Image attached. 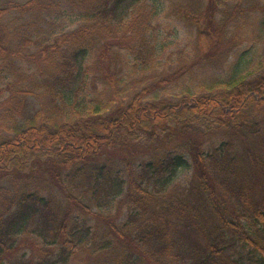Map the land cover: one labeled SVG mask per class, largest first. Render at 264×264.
Masks as SVG:
<instances>
[{
    "label": "trees",
    "instance_id": "obj_1",
    "mask_svg": "<svg viewBox=\"0 0 264 264\" xmlns=\"http://www.w3.org/2000/svg\"><path fill=\"white\" fill-rule=\"evenodd\" d=\"M222 1L163 76L157 3L0 0V108L37 101L0 130V264H264V18Z\"/></svg>",
    "mask_w": 264,
    "mask_h": 264
},
{
    "label": "rangeland",
    "instance_id": "obj_2",
    "mask_svg": "<svg viewBox=\"0 0 264 264\" xmlns=\"http://www.w3.org/2000/svg\"><path fill=\"white\" fill-rule=\"evenodd\" d=\"M221 1V0H217ZM148 2L157 3L154 5L157 7L158 12L153 19L152 28L157 32V42L161 46V54L159 56V70L161 75H167L168 72L177 64L178 57H180V52L186 53L191 49L196 28L192 22L193 15L197 14L200 10L205 7L207 0H148ZM217 11L218 17H221L222 12L230 13L237 12L235 19L238 20H249L259 23V21L264 18V0H223L215 8ZM229 14H227L228 16ZM222 18V17H221ZM232 18L231 20H233ZM230 20V24L232 23ZM203 22V20H202ZM201 22V23H202ZM78 21H69L65 26V30H72L77 27ZM250 41H245L239 45L240 49L249 48ZM254 44V43H253ZM255 48V47H254ZM250 53L249 50H246V54ZM227 61L231 60L234 55V49L230 52L227 51ZM120 61V59H118ZM220 61L216 58L211 60L207 66L209 71L213 74L221 73L223 66L226 62L219 63ZM204 76V75H202ZM188 83L185 80L181 81ZM183 83V84H184ZM173 86L178 87L179 85H171L169 89H172ZM27 104L23 109L16 113L12 110H9L7 107L0 108V130L5 126L16 123H25L28 120V117L35 111L37 108V101L33 98L27 100ZM191 176V171L189 169H184L180 171L177 177V185L182 187L189 182ZM127 197L125 194L117 201V207L124 209L126 205ZM22 249L19 252L14 253L13 256L17 258L18 255H21L23 251L26 252L27 257L36 258L40 255L41 242L38 237L35 235L26 236L24 240L20 241ZM44 246V245H42ZM42 248V247H41ZM52 248V247H51ZM90 247L84 246L79 247L77 250L69 256L67 264H94L95 257L90 255ZM55 250V249H54ZM57 252V250H55ZM12 257V255H10Z\"/></svg>",
    "mask_w": 264,
    "mask_h": 264
}]
</instances>
